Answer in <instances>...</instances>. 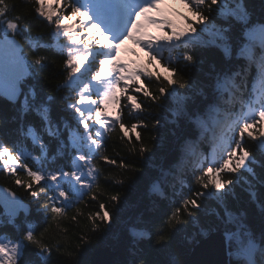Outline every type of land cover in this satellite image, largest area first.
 <instances>
[{
    "label": "trees",
    "instance_id": "16d2710c",
    "mask_svg": "<svg viewBox=\"0 0 264 264\" xmlns=\"http://www.w3.org/2000/svg\"><path fill=\"white\" fill-rule=\"evenodd\" d=\"M228 1L231 5L232 1ZM236 1L245 9L250 21H263L264 0ZM6 3L9 5L8 15L20 17L18 22L29 35L50 40L51 25L36 14L35 1L6 0ZM233 7L230 8L233 14L229 17H222L215 5L205 11L206 20L214 26L216 36L226 26L232 29L229 35L239 33L244 27L238 22L241 20L237 17L241 14L239 6ZM233 43L235 46V41ZM218 47L194 46L190 50L191 62L175 68L178 81L175 93L163 79L149 84L156 100L149 98L142 102L145 113L135 119L140 121L138 132L141 138L135 139L134 133L131 138L124 137L119 131L112 135L105 155L117 160V164L99 163L102 172L99 185L79 206L65 215L52 214L47 206L45 189L40 197L33 200L29 218L38 222L35 236L52 249L49 259L42 263L37 256L40 249L30 244L27 250L34 264H90L97 248H110L114 252L111 264L182 263L199 240L201 231L225 232L223 228L229 218L221 208L223 203L230 213L240 219L239 225L247 234V238L235 249L242 254L251 243L261 241L264 251V160L256 168L255 178L229 177L228 180L234 183L221 193V197L207 195L199 199L200 207L192 210L191 217L182 206H176L177 202L172 204L171 200L162 199L156 186L150 190L151 184L159 180L164 171L179 162L191 142L187 139L197 130L194 127L192 135H185L191 123L189 117H199L206 97L213 94L217 79L233 77L238 71L240 61L232 50L231 58L226 59L227 52ZM33 54L45 58L43 64L36 66L31 81L36 96L42 99L50 97L52 120L59 122L60 118L66 119L68 113L65 106L71 98L63 88L67 75L63 57L43 48ZM160 87L166 89L165 93L158 91ZM217 98L223 101L220 94ZM180 99L184 102L183 109L176 105ZM19 104L15 106L0 98V146L5 148H12L16 141L21 140L25 124L36 118L31 112L22 113ZM126 120L127 124L134 121L130 118ZM141 147L148 150L141 154ZM257 156L260 157L258 153ZM121 161L124 166H121ZM176 171L173 170L172 175ZM0 182L16 189L24 197L30 196L26 187L29 178L22 174L10 175L1 170ZM39 187L33 182L34 190ZM114 195L118 197L116 201L111 200ZM101 204L105 205L104 209L100 208ZM178 207L184 223L170 222ZM105 210L111 213L110 223L101 222L97 216L98 212L102 215ZM241 259L234 264L245 263L244 256ZM260 261L264 263V259Z\"/></svg>",
    "mask_w": 264,
    "mask_h": 264
},
{
    "label": "snow or ice",
    "instance_id": "6c2138e0",
    "mask_svg": "<svg viewBox=\"0 0 264 264\" xmlns=\"http://www.w3.org/2000/svg\"><path fill=\"white\" fill-rule=\"evenodd\" d=\"M135 2V0H133ZM181 4L189 8L191 14L195 17V20H189L185 15L184 19L188 21L187 27H181L174 21L170 16L166 15L161 10V5L164 0H151V3L147 6H141L137 10L131 13L128 19L127 27L124 30L123 35L117 36L116 30L113 29L112 34H109L107 27H102L100 22L97 20H102L106 25H114L115 22L120 20L123 13V5L129 3V0H90L93 5L94 15L97 20L93 19V16L89 15V12L77 7L73 0L67 3L66 6L62 3V0H35L37 7L34 9L36 14L46 21L55 24V28L67 38L69 42L67 59L64 61L65 67L70 72H80L88 64L93 63L97 57L102 56V59L98 60V70L92 76V80L99 81L104 85V90L97 92L100 95V99L97 100L93 98V95L88 94L89 88L85 86L81 90V94L75 102V107L78 114L81 117L80 124L89 133H92V129L95 125H99L101 128H107L106 119L112 117L113 113L108 111L110 105H120L121 98L128 92L131 86H135V91L137 93H142L145 98H150L156 100V95L151 92L149 88L146 87L143 82V78H154L157 81L161 79L167 85L176 86L178 83L176 78V70L172 68H165V71H170L172 75L170 77H161L160 73L153 72L151 65L154 62L159 63L156 56L153 55L154 47L159 41H173L179 40L180 37L186 35L188 32L195 30L193 26L199 25L205 20L204 14L199 10L201 6L209 3V0H179ZM211 4H217V0H211ZM239 6V11L241 15L247 17V13L242 5L238 2L233 8ZM9 5L6 0H0V17H5L8 15ZM150 12H155L157 15H149ZM183 15V13H182ZM236 19L235 16L232 17ZM20 17H16V21H19ZM248 20V17H247ZM242 25H246V21L241 19L238 20ZM8 30L15 31L20 25L18 22H14L12 19L5 21ZM153 25L159 29L164 34L162 36H149V34L144 30L145 25ZM170 30V34L165 30ZM250 31V29L242 28V30L235 34L229 35L232 31L231 27L226 26L223 30L217 34L216 40L213 41L221 47V50L227 51L226 58H231V50L234 46L236 47V58L243 59L247 62H253L259 60L258 72H259V83L264 84V27L260 29V41L257 45L255 42L249 40L245 41V32ZM87 36L86 40L84 37ZM125 41H131L135 45H139L147 50L148 59L147 66L142 64H128L121 62V47ZM75 46L76 51L74 52L73 47ZM190 59V58H189ZM45 61L44 57L35 60L37 65L43 64ZM88 62V64H86ZM244 71V69H242ZM21 77L15 74H9L8 80L12 82L15 87H20ZM160 93H165L166 89L160 87L158 89ZM131 101V107L137 111L141 110L142 105L137 100L134 95H129L127 97ZM88 107L85 108L84 106ZM95 105L94 114L93 108L91 106ZM259 123L257 119L252 121H245L239 129L240 139L236 142L235 149L229 151L227 158L218 167H208L201 175L197 177L200 186L203 189H212L213 193L217 197L233 184L234 181L225 179V175H234L238 173L241 169H246L249 174L254 175V170L248 166V162L251 159L250 153L247 149L242 148L243 140L245 136L252 140H260L264 145V110H260L258 113ZM191 123L190 127L185 130V135H192L194 127H203L204 122L197 116L192 115L189 117ZM121 120L120 115H116L113 123L119 122ZM91 121V122H90ZM174 123V121H170ZM46 130L49 135H54L59 132L60 129L53 128L50 120L45 122ZM120 129L123 131L124 136L129 135V130L125 127L123 123L119 124ZM137 125L133 124L131 130L136 132L137 139L141 138V134L136 131ZM71 135V131L69 132ZM96 139L93 143L96 144L97 149L102 147L100 137L101 132L95 131L94 133ZM41 149L45 146L42 142L40 143ZM148 149L146 147L140 148V153L143 154ZM262 154H264V149H262ZM101 159L107 161L111 165H116L117 160L109 159L103 153H100ZM79 161L81 164L79 167L83 170L85 165H91V161L86 160L85 157H80ZM0 163H2L5 169L10 172L14 171L19 164V159L8 150H0ZM121 166H124L123 161H121ZM27 172L29 177V182L26 187L30 190V194L33 198L40 197L44 193V188L39 187L38 190L33 189V182L39 184L42 180L56 181L57 177L55 175L45 176L39 171H34L31 168H27L25 165H20ZM66 173H60V177H65ZM75 176V173H72ZM85 173L79 177L82 180ZM87 176L95 178V169L89 166L87 169ZM17 183H20L17 180ZM67 183L73 187L74 194L79 191L74 187V182L69 179ZM85 186H82L83 188ZM163 184L159 185L161 194L163 192ZM59 197L64 198L65 192L61 191L58 193ZM202 193H195V196L199 197ZM254 195V193H252ZM118 197L116 195L111 197L112 201H116ZM21 207H24L20 204ZM49 207V205H47ZM200 204L196 199H186L183 201L184 211L189 217L192 216L193 209H199ZM101 209L105 208L104 204L100 205ZM225 216L231 219L233 214L227 209L225 203L221 204ZM51 212L53 214H59L62 212V208L58 206L51 207ZM219 218V212L216 213ZM99 220L101 222H111V213L104 211L102 215L97 213ZM95 219V218H93ZM170 222L184 223L181 219V210L178 207L171 217ZM2 223V221H0ZM202 235L206 236L207 232L202 231ZM27 241L28 244H32L40 249L37 254L41 258L45 257V254H51L52 249L50 246L45 245L41 240H38L33 231H28L23 240L5 245L0 243V264H34V260L29 255L28 250L24 247V242ZM248 255H251L253 249L251 247L246 249Z\"/></svg>",
    "mask_w": 264,
    "mask_h": 264
},
{
    "label": "water",
    "instance_id": "95a60500",
    "mask_svg": "<svg viewBox=\"0 0 264 264\" xmlns=\"http://www.w3.org/2000/svg\"><path fill=\"white\" fill-rule=\"evenodd\" d=\"M18 55L11 45L6 42L0 47V84L7 81L9 74L23 75L22 64H16ZM17 65V71L13 67ZM226 233L222 231H210L193 244L188 258L178 264H226ZM114 252L110 248H97L91 257L90 264H111Z\"/></svg>",
    "mask_w": 264,
    "mask_h": 264
},
{
    "label": "rangeland",
    "instance_id": "374dc122",
    "mask_svg": "<svg viewBox=\"0 0 264 264\" xmlns=\"http://www.w3.org/2000/svg\"><path fill=\"white\" fill-rule=\"evenodd\" d=\"M177 107H179L180 109H183V105L184 102L182 99H180L177 103H176ZM0 150H4L2 147L0 148ZM221 197V196H219ZM217 198V197H216ZM240 223V219L237 216H234L229 219V222L227 224H225V228L224 231L226 233V246H227V250L226 252H230L231 253V249L236 248L240 243H242L247 237V234L244 233L243 229L241 228V226L239 225ZM230 231V232H227ZM203 232H207L206 230H203ZM208 234V232H207ZM205 236L202 235V231L200 232V238H203Z\"/></svg>",
    "mask_w": 264,
    "mask_h": 264
},
{
    "label": "bare ground",
    "instance_id": "6f19581e",
    "mask_svg": "<svg viewBox=\"0 0 264 264\" xmlns=\"http://www.w3.org/2000/svg\"><path fill=\"white\" fill-rule=\"evenodd\" d=\"M247 100H243L242 101V105L241 106H244L245 104H247ZM240 106V107H241ZM42 142L43 143H45V144H47L48 146H49V148H51L52 149V144L48 141V140H46V139H43L42 140ZM50 158H56L57 156H56V154H55V152H53V151H51L50 153H49V155H48ZM168 180H170V179H168ZM130 230H132V229H130ZM134 233V232H133ZM133 246V245H132Z\"/></svg>",
    "mask_w": 264,
    "mask_h": 264
}]
</instances>
